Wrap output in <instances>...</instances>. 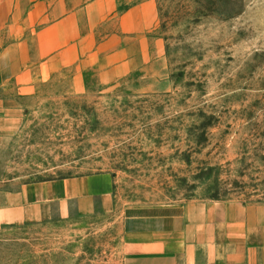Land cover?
<instances>
[{"label": "rangeland", "instance_id": "rangeland-1", "mask_svg": "<svg viewBox=\"0 0 264 264\" xmlns=\"http://www.w3.org/2000/svg\"><path fill=\"white\" fill-rule=\"evenodd\" d=\"M154 1L161 60L82 92L58 76L0 139V194L108 174L113 209L0 224V264H121L129 213L264 206V0Z\"/></svg>", "mask_w": 264, "mask_h": 264}, {"label": "crops", "instance_id": "crops-1", "mask_svg": "<svg viewBox=\"0 0 264 264\" xmlns=\"http://www.w3.org/2000/svg\"><path fill=\"white\" fill-rule=\"evenodd\" d=\"M154 0H0V139L56 77L113 84L163 58ZM113 209L108 174L23 185L0 194V224ZM121 264H264V206L237 201L160 207L123 220Z\"/></svg>", "mask_w": 264, "mask_h": 264}]
</instances>
